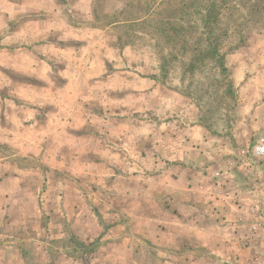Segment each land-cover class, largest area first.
I'll return each mask as SVG.
<instances>
[{"label": "rangeland", "instance_id": "374dc122", "mask_svg": "<svg viewBox=\"0 0 264 264\" xmlns=\"http://www.w3.org/2000/svg\"><path fill=\"white\" fill-rule=\"evenodd\" d=\"M62 1L72 35L62 43L90 50L87 71L105 81L59 92L15 88V98L24 93L35 102L26 117L39 118L30 125L42 127L12 147L0 144L1 154L19 151L0 171V264H187L175 258L190 254L179 244L209 243L185 230L193 219L185 217V165L199 168L196 160L185 164L187 130L202 135L194 143L207 159L199 163L218 166L206 167L210 177L197 188L206 198L203 213L213 177L229 176L236 160L239 174L264 182V158L252 154L264 132V31L252 17L244 44L227 51L225 42L220 59L211 49L204 55L185 47V0ZM257 7L264 12V2ZM59 105L64 126L46 114ZM22 142L29 150L21 152ZM218 147L219 162L212 153ZM225 231L214 244H232Z\"/></svg>", "mask_w": 264, "mask_h": 264}, {"label": "crops", "instance_id": "0c3cea01", "mask_svg": "<svg viewBox=\"0 0 264 264\" xmlns=\"http://www.w3.org/2000/svg\"><path fill=\"white\" fill-rule=\"evenodd\" d=\"M63 4L62 0H0V131L3 134L11 133L5 135L6 139L1 138L0 144H6V147L16 145L15 138L30 137L33 129L42 127L33 125V123L30 125V121L34 120L36 115L31 118L26 115L30 111L29 104L35 102H31L29 96L24 93L21 98H15L18 97L15 96L17 95L14 93L15 88H21L27 93L34 89L54 87L59 92L72 87L74 82H92L93 87H97L96 82L105 81L95 79L97 74L94 73L92 77L90 73L93 70L87 71L94 65L93 59L88 56L91 55L90 50L85 47L72 50V47L69 48L67 45L69 42L62 43L63 39H68V36L72 37L68 20L66 22L62 18ZM63 27L67 32L65 36H63ZM78 67L82 69L79 76L66 73L68 69H78ZM31 82H36V84ZM35 101L39 104L34 105L40 106L42 103L40 98ZM61 108L59 105L56 111L48 109L46 114L49 120L59 121L60 125L64 126L67 118H65V113L60 111ZM45 120L48 121V119ZM21 122H25L22 127H20ZM36 132L39 135L38 139L43 141L40 131L36 130ZM187 133L185 164L196 160L199 168L191 169L189 165H185V185L188 189L187 198H185L187 202L185 203V217H193L192 221L185 222V230L190 232V227H192L197 233L196 241L199 239L200 242L202 237L209 243L179 244L182 247L185 246V254L186 252L190 254L184 257V253H180L175 258L181 259V262L185 260L187 264H264L261 253V249L264 248V229L258 224L264 222V191L260 187L264 182H255L253 179L248 181L242 174H239L243 165L236 160L232 171L229 172L230 177L225 175L228 172L226 170L223 171L224 173L219 172L220 177L218 175L217 180L213 177L215 181L213 188L215 189H212L211 194L207 196L212 204H208L209 209L203 213L201 203H204L206 198L197 188L204 182L203 178L210 177L211 173L206 167L215 169L218 166L216 163H208L207 166L199 163L207 159L206 150L202 152V147H195L194 143V140L202 135L200 132L195 133L194 130H187ZM70 136L75 137L72 133ZM24 144L26 142H22L21 152L29 150V145L24 147ZM231 150L244 153L241 148ZM10 151H12L11 155L0 153V171H5L3 167L8 162L7 160L19 155L17 150ZM212 153L214 159H218L219 162L222 153L220 147L212 150ZM27 168L21 167V170L28 171ZM193 170H196V174L192 175ZM226 178H229V181ZM217 182L219 185L227 184L231 191L225 192L226 188L224 186L219 188L216 186ZM217 199H220L224 205L228 203L229 209L226 210L223 205L222 209L219 205L215 208ZM204 204L206 205V202ZM222 230L230 233L229 241L232 244H214L216 235L220 236L217 232ZM246 233L250 238H247ZM243 238L249 239V244H241ZM225 246L228 251L226 253L223 250ZM262 251L264 253V249ZM124 259H127L126 255Z\"/></svg>", "mask_w": 264, "mask_h": 264}, {"label": "trees", "instance_id": "16d2710c", "mask_svg": "<svg viewBox=\"0 0 264 264\" xmlns=\"http://www.w3.org/2000/svg\"><path fill=\"white\" fill-rule=\"evenodd\" d=\"M261 2L264 0H185V47L204 55L211 49L222 59L225 42L227 51L244 44L252 17L256 31H264V12L257 7Z\"/></svg>", "mask_w": 264, "mask_h": 264}, {"label": "built area", "instance_id": "2783aa9c", "mask_svg": "<svg viewBox=\"0 0 264 264\" xmlns=\"http://www.w3.org/2000/svg\"><path fill=\"white\" fill-rule=\"evenodd\" d=\"M252 154L264 158V132L259 134L252 146Z\"/></svg>", "mask_w": 264, "mask_h": 264}]
</instances>
